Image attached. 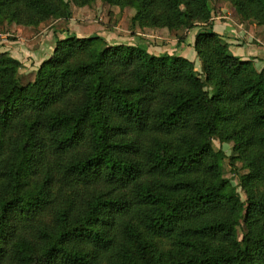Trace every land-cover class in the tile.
Masks as SVG:
<instances>
[{"label": "trees", "instance_id": "1", "mask_svg": "<svg viewBox=\"0 0 264 264\" xmlns=\"http://www.w3.org/2000/svg\"><path fill=\"white\" fill-rule=\"evenodd\" d=\"M95 1L0 0V28ZM101 1L141 28L196 29L200 69L71 36L22 85L0 53V264H264V68L214 33L211 0ZM227 1L264 26V0ZM213 140L233 143L238 186Z\"/></svg>", "mask_w": 264, "mask_h": 264}, {"label": "rangeland", "instance_id": "2", "mask_svg": "<svg viewBox=\"0 0 264 264\" xmlns=\"http://www.w3.org/2000/svg\"><path fill=\"white\" fill-rule=\"evenodd\" d=\"M210 2L212 8L216 13L215 17L211 20L213 26L216 24L215 22L224 23L225 25H231L232 28L230 30H233L235 32H238V30H240L241 28L244 29L245 27L264 28V26H257L250 21L241 20L234 7L227 0H211ZM70 10L71 18L69 20L49 19L46 22L39 24L37 27L20 25L14 22H6L0 28V32L8 35V40L5 43H20L27 46L30 45V43L34 44L36 41H39L43 37L48 35L45 27L54 21H57V26L62 27L63 29L65 28L66 30L65 36H61V38H58L56 41H61L71 36H75L77 38L98 36L103 39L107 43V45H130L129 43H131V41H136L134 38H131V36L134 35L132 33H144L145 36H143V39L148 40L152 47H149L147 45L144 46L149 47L150 51L155 55L163 51L167 52L168 54H176L175 50L170 48V45H177V40L180 37H183L186 33L187 34L185 40L190 43L191 40L188 34L196 32V29L169 31L167 28H141L131 23V18L134 15L133 9L129 7L119 8L117 6H110L102 2L101 0H97L94 3L83 7L70 5ZM222 35H220L221 37H219L223 43L227 44V42H229L228 39H234L238 42L240 41L238 40V38L225 35L226 38H228L226 39ZM29 40L32 41L29 42ZM56 41L53 43L54 45L43 46L45 50L51 51L50 56L52 55ZM155 41H157L158 44H156ZM186 41L184 42L186 43ZM184 42H182V50L186 52L185 56H191V53H193V51L186 50L190 48V44L186 46ZM190 58L192 59V57ZM17 62L20 64L18 72L20 75L21 84L26 85L33 82L35 75L31 80L30 76H33L32 74H30V76L26 75V73L21 74L20 71L22 63L19 61ZM192 62L196 66L194 67L196 68L195 70H199L200 62L196 58H193ZM212 147L214 150H222L226 155L223 163V178L229 179L233 186H238L240 182L239 175L244 174L245 170L242 168V164L240 162H236L233 165L229 162L228 158L236 156V154L233 152V143L213 140ZM238 192L244 200L243 192L240 189H238ZM236 231L239 233V229H237Z\"/></svg>", "mask_w": 264, "mask_h": 264}, {"label": "crops", "instance_id": "3", "mask_svg": "<svg viewBox=\"0 0 264 264\" xmlns=\"http://www.w3.org/2000/svg\"><path fill=\"white\" fill-rule=\"evenodd\" d=\"M68 23V22H67ZM216 23V24H215ZM213 26V31L218 34V36L222 35L226 38V36L238 38V41H235L234 39H228L229 42L227 44L229 45L230 52L235 55L236 57L240 58L243 61H251L254 68L257 71H261L264 68V28L263 27H245L244 29L238 30V32L231 31L230 29L232 26L225 25L224 23L215 22ZM48 35L43 37L41 40L36 41L34 44L30 43V45H22L20 43H3L0 47V53H8L9 56L13 59H16L17 61L22 63L21 71L20 73L26 75L32 74L33 76H30V79L32 80L34 78V75L39 68L40 64L49 58L51 51H47L44 49L43 46H49L54 45L53 43L58 39L61 38V36H65L66 30L62 27L57 26V21L52 22L51 24L47 25L45 27ZM195 33V32H194ZM194 33L188 34L190 36L191 42L188 43L186 40L185 45L187 46L190 44V48L186 50H191V44L193 42V36ZM134 35L131 36V38H134L136 41H131L129 43L130 45H139L143 46L147 45L149 47H152L148 40L143 39L145 36L144 33H132ZM226 35V36H225ZM188 36V38H189ZM221 37V36H220ZM29 39V37H28ZM32 40H29L31 42ZM156 44H158L157 41H155ZM146 46V47H147ZM158 46V45H157ZM183 43L180 45H170V48L175 50L176 55L187 58L188 60L193 59V53H191V56H185V51L182 50ZM147 48L148 52L153 54L150 51V48ZM51 48V47H50ZM49 48V49H50ZM157 49V48H156ZM182 50V51H181ZM167 53L165 51L160 52L156 55ZM192 57V59L190 58ZM198 66V65H197ZM194 67H196L194 65ZM196 69V68H195ZM25 75V76H26Z\"/></svg>", "mask_w": 264, "mask_h": 264}, {"label": "built area", "instance_id": "4", "mask_svg": "<svg viewBox=\"0 0 264 264\" xmlns=\"http://www.w3.org/2000/svg\"><path fill=\"white\" fill-rule=\"evenodd\" d=\"M8 40V35L0 32V46Z\"/></svg>", "mask_w": 264, "mask_h": 264}]
</instances>
